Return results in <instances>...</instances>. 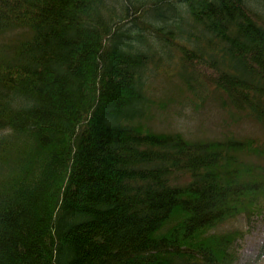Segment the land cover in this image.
<instances>
[{
    "label": "trees",
    "instance_id": "16d2710c",
    "mask_svg": "<svg viewBox=\"0 0 264 264\" xmlns=\"http://www.w3.org/2000/svg\"><path fill=\"white\" fill-rule=\"evenodd\" d=\"M175 55L262 134L143 132ZM0 131V264H234L222 226L264 211V0H0Z\"/></svg>",
    "mask_w": 264,
    "mask_h": 264
},
{
    "label": "rangeland",
    "instance_id": "374dc122",
    "mask_svg": "<svg viewBox=\"0 0 264 264\" xmlns=\"http://www.w3.org/2000/svg\"><path fill=\"white\" fill-rule=\"evenodd\" d=\"M177 55L152 65L147 80L149 107L141 118L142 131H181L190 138H224L228 134L261 135L258 124L237 117L231 107L222 106L210 87L207 96L188 88L181 77ZM210 72V68H207ZM1 134V131H0ZM238 228L244 235L238 240L234 264H264V211L248 221L244 215L225 223L222 229Z\"/></svg>",
    "mask_w": 264,
    "mask_h": 264
}]
</instances>
